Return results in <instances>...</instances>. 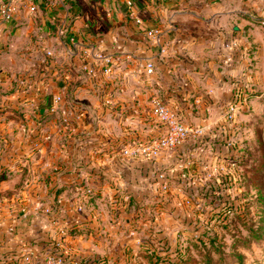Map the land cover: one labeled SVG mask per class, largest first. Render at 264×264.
Returning <instances> with one entry per match:
<instances>
[{"label": "crops", "instance_id": "0c3cea01", "mask_svg": "<svg viewBox=\"0 0 264 264\" xmlns=\"http://www.w3.org/2000/svg\"><path fill=\"white\" fill-rule=\"evenodd\" d=\"M40 9L33 15L18 3L13 20L0 22V254L25 253L38 236L56 243L73 224L87 232L103 225L100 198L112 202L118 190L163 193L168 180L157 177L155 163L172 162L198 137L157 160L127 158V147L165 131L152 112L156 98L213 135L200 154L218 163L233 153L221 151L222 142L236 149L240 141L264 142V27L251 18L264 16V0H65L55 7L42 0ZM49 14L65 21L68 39H59ZM157 28L165 32L160 45L151 34ZM73 45L76 56L68 53ZM100 56L111 60V74L86 70H100ZM237 92L242 107L229 122ZM170 190L185 202L179 188ZM46 208L55 211L45 215Z\"/></svg>", "mask_w": 264, "mask_h": 264}, {"label": "trees", "instance_id": "16d2710c", "mask_svg": "<svg viewBox=\"0 0 264 264\" xmlns=\"http://www.w3.org/2000/svg\"><path fill=\"white\" fill-rule=\"evenodd\" d=\"M212 136L207 134L191 139L177 151L175 160L169 163L156 162L154 165L157 177L163 176L160 180H168L170 186L184 193V210L179 206H170L171 199L178 197L172 190L166 191L163 196L150 193L147 189H124L114 193L113 207L123 203L128 213L135 204L145 209L146 201L152 200L163 214H177L183 217L187 228H193V234L183 244L174 246L168 236L151 237V240L145 241L144 257L148 264H236L246 258V253L252 252L253 244L263 241L264 193L261 190L255 195L247 193L242 200V197L234 195L235 182L228 172L220 168L205 169L208 158L200 154L201 147L205 146L208 153V145L216 142ZM219 149L230 154L236 146L222 142ZM125 197H129V200L125 201ZM112 211L121 213L114 208ZM158 223L155 221V224ZM44 238L38 236L27 242V245L38 250L37 264H45V257L49 253L63 256L64 264H106L104 256H71L51 242L49 237L48 240ZM152 239L156 241L154 244L150 243ZM22 261V251L12 249L0 254V264H23Z\"/></svg>", "mask_w": 264, "mask_h": 264}, {"label": "rangeland", "instance_id": "374dc122", "mask_svg": "<svg viewBox=\"0 0 264 264\" xmlns=\"http://www.w3.org/2000/svg\"><path fill=\"white\" fill-rule=\"evenodd\" d=\"M240 142L238 148L234 149L231 159H221L218 163L215 159L208 158L205 166L212 168L216 164L218 168L228 172L235 182L234 195L242 197L243 200L247 193L255 195L258 190L264 193V142L259 140L254 144ZM157 194L163 196V193ZM173 198L170 206H179L184 210V203L180 201L182 199ZM100 201L102 203L100 212L108 214L102 220L103 225H96V230L90 228V232H87L86 229L79 228L78 224H73L63 238H58L64 251H68L71 256L95 254L104 256L106 264H148L144 257L145 241L151 240V237L168 236L175 246L177 243H185L188 236L193 234V228H187L183 217L180 218L173 213L163 214L153 205L152 200L146 201L145 209H140V206L135 204L131 214L123 216L113 213L108 197H102ZM110 213L114 214L117 220H113ZM155 221L159 223L155 224ZM155 242V239H152L150 243ZM245 257L242 262L236 264H264V239L253 244L252 252L246 253Z\"/></svg>", "mask_w": 264, "mask_h": 264}, {"label": "built area", "instance_id": "2783aa9c", "mask_svg": "<svg viewBox=\"0 0 264 264\" xmlns=\"http://www.w3.org/2000/svg\"><path fill=\"white\" fill-rule=\"evenodd\" d=\"M41 1L42 0H0V22L1 23H10L17 11L18 3H22L26 6L28 11L33 14L37 15L40 12L41 8ZM50 7H55L58 5H64L65 0H48ZM52 12V9L51 11ZM52 23L56 26V33L58 34L59 39L62 41L68 39V27L64 20H59L57 16H54L52 14H49ZM251 18L262 25L264 27V16L259 14H253ZM171 29H174V25L171 24ZM165 32L162 29H154L152 30L151 34L153 35V38L156 42V44L162 43L163 34ZM70 42L74 43L75 38L71 37ZM68 41V42H69ZM49 55L51 52H48ZM70 56H76L77 54V45H73L72 48L69 50ZM101 58H104L103 56H100ZM105 64L100 66V70L95 67H86V70H88V73L91 75H97L98 71H100L101 74L109 75L112 73V65L111 60L106 57L104 58ZM146 72L149 75H152L155 72V64L153 61H149L146 66ZM242 95L240 92L235 93L233 99L227 106V120L231 122L236 113L241 109L242 103L241 98ZM63 100V95L59 94L55 98V102L59 104ZM108 103H110V99L107 100ZM52 111H54V107H52ZM153 115L156 117L157 121L162 124L165 131L164 133L159 136L158 138H154L151 140H147L145 142L140 143H134L127 147L124 150V155L133 160H157L161 157V154L164 150H173L181 147L185 144V142L190 138V136H196L198 138L205 135V128L202 126L193 127L191 125L186 124L178 115V113L170 108L168 105L164 104L160 99L156 98L153 104L152 108ZM79 118V117H77ZM65 122L68 124L71 123V121L66 117ZM222 130L225 128L222 127ZM49 136H46V139H49ZM201 150L203 152H207V148L205 146L201 147ZM183 166V165H181ZM205 169L210 170V168H207L205 166ZM212 169L217 170L218 167H212ZM209 176H211V172L209 173ZM160 179L163 178V176H159ZM171 186H167L163 189L164 192L169 191ZM162 191V192H163ZM163 192V193H164ZM111 202V208H114V210H120L121 213H126L125 205L123 203H120L118 206L113 207V201H114V195L112 197ZM125 201L129 200V197L124 198ZM55 211V208H46L44 210L45 215L51 216ZM62 235H65L67 233V229L63 228L59 230ZM57 246H60L62 249L63 246L60 245L59 240H56ZM29 246V245H27ZM30 250L22 253L23 254V264H36V258L38 250L32 246H30ZM64 250V249H63ZM65 252H68L65 250ZM45 264H64V258L63 256L56 254V253H49L45 257Z\"/></svg>", "mask_w": 264, "mask_h": 264}]
</instances>
